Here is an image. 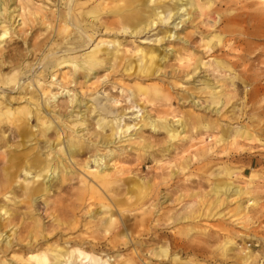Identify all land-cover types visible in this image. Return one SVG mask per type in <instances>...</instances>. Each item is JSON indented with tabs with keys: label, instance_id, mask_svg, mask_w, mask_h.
Returning a JSON list of instances; mask_svg holds the SVG:
<instances>
[{
	"label": "rangeland",
	"instance_id": "374dc122",
	"mask_svg": "<svg viewBox=\"0 0 264 264\" xmlns=\"http://www.w3.org/2000/svg\"><path fill=\"white\" fill-rule=\"evenodd\" d=\"M30 1L0 0V80L43 78L56 94L51 116L67 120L45 137L34 119L20 137L11 116L0 124V264H30V248L71 252L79 244L94 259L62 264H264V0H136L133 8L74 0L91 9L85 29L92 40L78 50L82 33L58 19L67 0ZM175 5L178 13H168ZM30 7L40 9L35 19L50 21L34 20ZM160 12L163 21L150 24ZM137 13L145 21L133 29L125 20ZM94 48L109 63L89 78L78 72L73 81L70 65L51 70L62 56L79 61ZM145 52L155 55L150 64ZM15 85L0 82L2 111L25 106ZM100 118L111 125L101 130ZM151 121L177 129V137ZM73 136L102 156L105 170L86 202L81 192L95 177L85 175L96 171H87L86 151L58 155L71 171L66 180L57 172L51 183L33 178L63 147L49 144ZM230 181L229 192L215 193ZM27 189L45 191L31 199Z\"/></svg>",
	"mask_w": 264,
	"mask_h": 264
},
{
	"label": "bare ground",
	"instance_id": "6f19581e",
	"mask_svg": "<svg viewBox=\"0 0 264 264\" xmlns=\"http://www.w3.org/2000/svg\"><path fill=\"white\" fill-rule=\"evenodd\" d=\"M108 1L109 0H103L104 3H107ZM111 1L122 2L125 5V7H132V8L134 7L135 3L137 2L136 0H111ZM144 1L145 2H151L148 0H144ZM26 2L28 4L31 3L30 0H26ZM186 2L187 3L185 5H188V4L192 5L191 0H186ZM65 5H66V9H67L66 12L67 13L64 14V16H62V15L59 16L58 19H60L61 23H63L64 25L73 24L74 27H76L79 30V32H81L83 34V35L82 34L80 35V36H82V38H84L83 44H81L75 48L77 50L82 49V48H86L92 40V36L89 35L87 30L85 29V27L87 25L86 20L89 19L90 18L89 15H91L90 14L91 9H86V10L80 9L79 10L77 8V6H79L80 4L75 2L74 0H67ZM28 7H29V5H28ZM29 9L31 10V16L34 17V20H40L41 22H44V23L46 21H50V20H47L46 17H44L42 19H35V18H38L40 16V9L39 8L30 7ZM167 10H169L167 12L170 14L174 11V15H175L178 13L179 7H177L175 5V10H173L171 8L167 9ZM195 11L198 12V9H195ZM162 13H164V12L153 13L152 16H154V17L150 19V24H152L154 22V20H157L158 23H161L163 21V19L159 18V16ZM92 15L94 16L93 20H95L97 18V15H95L94 13ZM126 17H129V18L126 19L125 22L128 23V25H131L133 27V29H135L137 26H140L143 23V21H145V19L143 20L142 18L139 17L138 13L135 15H132L131 17L130 16H126ZM44 19H46V20L44 21ZM53 19H54V22H57L56 18H53ZM169 19H171V18L168 17V20ZM143 29L144 28H141L142 31H143ZM7 30L8 29L3 30V34H2L3 37L8 34ZM75 48L70 49V50H66V51L65 50L60 51V52L63 53V52H67V51H76ZM111 55H112V53H108L107 57H109ZM113 55H114V53H113ZM54 58H55L54 56L49 58V61H50L49 65L50 66L53 64ZM153 58H155V55L153 53H147V52L143 53L142 59L143 60L146 59L147 64H150L153 61ZM106 63H109V59L102 58V56L100 55V51L97 48H94L93 51H90L89 53L82 56L79 59V61L73 57L62 56L60 59H58L57 62H55L51 66L52 67L51 70L59 68L60 66L70 65V71L73 72L72 79H73V81H75V78L77 77L78 72L82 73L84 79H87L92 75V73L96 69L101 68ZM45 70H47V69H45ZM27 71L31 72V70H27ZM47 72L48 71H45V75L47 74ZM15 74H13V76H11L9 78L3 79V81L0 80V82H2L3 84L4 83L7 84V83L13 82V81L16 82V85L14 86L13 90L16 89V87H17V89H19L18 91L20 92V94H23L22 97L18 98L17 100L24 101L25 106L22 108H19V109L15 108L13 111L9 110L8 108H4L5 111H2V109H0V124L2 122H4V120H3L4 117L11 116L12 117L11 119H6V120L10 123L11 126L15 127L16 133H13V135L18 136V137L25 136V134L28 133V132H26V129L25 130L23 129V127H27L28 129H31V127H30L31 119H34V121L36 122V127H38V132L41 133V135L44 137L49 131H52V132L56 131V134L61 132L62 131L61 129L56 130L57 125L61 126V121L67 120V117H64L60 113H58L57 116H51V114H55V111L49 110L50 100H55L56 94H52L50 91V87H47V86H45V84H43V82L41 81L43 78H41V77H40L41 80L35 81V80H30V77L26 76V78H24L25 80L23 81L22 79L19 78V76L17 79V76ZM54 74L55 73L52 74L53 78L56 76ZM14 76H16V78ZM30 76H31V74H30ZM30 92H32V93H30ZM48 93L50 94V96L49 97L47 96V99L42 101V99ZM28 95H29V97L26 98V96H28ZM72 103H76L77 106H79V104L81 105V101L77 98L76 95L73 96ZM72 113H76V116H78L80 111L79 112H72ZM72 113L70 114V117H72ZM6 115H8V116H6ZM7 121H5V122H7ZM111 123H112L111 121H107L104 118H100L96 124H97L98 128L103 130L105 127L110 126ZM79 125L82 126V124H79ZM150 125H152V127L154 129L160 128V129H164L165 131H167V133L170 135V139H174L178 135L177 129L170 127L169 125H167L163 121H158L155 123H154V121H151ZM182 126H183V124H182ZM72 132H74V131H72ZM82 138L83 137L73 136V137H69L66 142L60 141V139H58L52 145L47 143V144H49L50 151L57 149L61 145L63 147H60L57 150V153L54 154L57 157L55 164L51 166L50 164H48L46 162V164H44V166L41 167L39 172L37 174H35V176L33 178H35L36 180L37 179L39 180L41 178L43 180H45L46 178H48V180L51 183L53 179L51 180L50 176L57 172V174H59V180L60 181L66 180L67 176L70 175L71 171H69L65 167L64 164L61 165V162L58 160V155H60V156L63 155L65 157H68L71 159V157L78 156L79 154H82L83 152L86 151V153L89 154L88 160H89V163L91 164V166H86L87 171H89L93 165H94L93 168H96L95 172H93V173L88 172L87 175H85L87 177H91L89 175L93 174L95 177V178L91 177V179H93L92 185L91 186L88 185V187H85L81 192L82 193L81 200L86 202V201L93 199L94 196L97 194L96 187H101V185L99 186V184H100V181H102L105 177V173H104L105 170H104V168L101 169V167L103 166L102 165V156L98 157L96 154L95 155L91 154V152H89V150H88V149H90V146H88L84 141H82L81 140ZM107 144L108 143L106 141L102 140V142H101L102 146H106ZM12 159L15 160V157L12 156ZM12 159L9 160V162H8V164H10L11 168L14 167V163H13ZM16 159H17V157H16ZM34 161H33V163H34ZM40 163L41 162H35L34 164L39 166ZM19 165L20 164H17V166H19ZM30 166L31 165L29 163L28 168H30ZM25 170H26V166L24 164V167H22V171H25ZM29 171L26 170L24 172L26 176L31 175V173ZM57 181H58V178H57ZM224 185H219V186L217 185L214 189L215 193L216 194L223 193V192L225 193V192H227V190L229 192V189L232 187V182L230 181L229 183H226V186H224ZM224 188H226V189H224ZM27 190H29V189H27ZM44 191H45L44 189H36V190H34V192L29 190L30 198L32 199L33 195H35L36 193L44 192ZM237 192H238V190H235V193H237ZM8 214H9L8 210L4 212V215H8ZM34 229H37L36 233H38V231L40 230L39 227H35V226H34ZM28 237L36 240L38 236H37V234L32 235L30 233ZM72 249L73 250L71 252H68L69 249L64 250L63 248H57V247L39 246L37 249L30 248L27 252L26 261L30 264H62L63 262H65V259H88V258L94 259V257L89 256V253H87L85 249L83 250V245H81V244L76 245V247H74ZM166 255H167V251L162 250L161 256L165 257Z\"/></svg>",
	"mask_w": 264,
	"mask_h": 264
}]
</instances>
